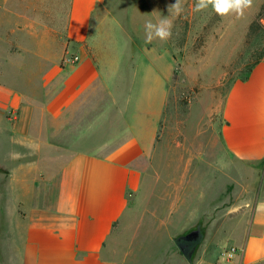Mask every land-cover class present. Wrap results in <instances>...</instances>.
<instances>
[{
  "label": "crops",
  "instance_id": "crops-1",
  "mask_svg": "<svg viewBox=\"0 0 264 264\" xmlns=\"http://www.w3.org/2000/svg\"><path fill=\"white\" fill-rule=\"evenodd\" d=\"M131 1L0 0V264H177L197 156L215 179L264 171V58L228 91L213 146L159 148L171 69L154 44L169 39L146 43ZM175 150L196 163L159 175L155 153ZM241 189L221 210L249 219L231 263L264 264V194Z\"/></svg>",
  "mask_w": 264,
  "mask_h": 264
},
{
  "label": "rangeland",
  "instance_id": "rangeland-1",
  "mask_svg": "<svg viewBox=\"0 0 264 264\" xmlns=\"http://www.w3.org/2000/svg\"><path fill=\"white\" fill-rule=\"evenodd\" d=\"M131 2L134 12L132 17L136 22H145L146 12L149 18L151 10L152 22H157L162 17L170 16L169 7L176 0ZM181 3L184 11L179 17L173 18L172 35L168 43L154 44L155 48H160L159 51L164 56L163 62H169L171 69L167 85L168 97L161 119L157 146L159 148L180 146L198 150L214 145L215 132L219 130L216 124L220 125L221 111L231 86L236 81L244 79L251 67L264 58V39L255 34L247 35L249 24L255 19L264 0H253V7L239 19L232 15L218 16L211 7L195 12L193 9L196 0H181ZM213 122H216L215 126ZM161 152L155 153L154 160L159 175L162 173L161 165L164 161L177 163L183 158L181 161L183 163L191 162L192 165L196 163L194 151L185 155H178L177 150L167 155ZM197 157L202 166L200 171H195L197 167L195 165L187 172L192 182L186 189L192 192L190 194L192 199H187L183 205L182 213L185 216L180 219L178 226L185 232L201 223L205 229L204 238L191 261L178 256L176 263L230 264L236 259L234 258L237 253V248L234 247L236 240L242 237L249 219L236 218L237 213L231 214L233 218H224L221 216L225 213L221 210L231 206L236 208L243 203L246 197L239 195L242 191L241 185L247 186L250 200L248 204L252 205L256 192L264 194V171H253L234 163L237 169L232 172L233 180L225 177L215 179L211 170L204 167L209 163V156ZM218 157V166L226 165L230 168L231 162L227 160L228 156L224 152L220 151ZM232 187L234 196L230 197L226 193H230ZM144 190L143 183L139 210L145 209ZM166 190L167 188L159 182L157 195L161 198L162 191ZM169 190L172 191L173 188ZM196 191H200V194ZM155 204L157 205L158 201ZM171 243L175 244L173 241ZM231 248L235 249V253L228 257L226 252Z\"/></svg>",
  "mask_w": 264,
  "mask_h": 264
},
{
  "label": "clouds",
  "instance_id": "clouds-1",
  "mask_svg": "<svg viewBox=\"0 0 264 264\" xmlns=\"http://www.w3.org/2000/svg\"><path fill=\"white\" fill-rule=\"evenodd\" d=\"M211 7L218 16H235L237 19L243 18L247 10L253 7V0H196L195 12H201ZM184 11L181 0L169 7L170 16L162 17L153 23L151 20L145 21V41L151 43L154 39L167 41L171 38L173 18L179 17ZM171 17V18H170Z\"/></svg>",
  "mask_w": 264,
  "mask_h": 264
},
{
  "label": "water",
  "instance_id": "water-1",
  "mask_svg": "<svg viewBox=\"0 0 264 264\" xmlns=\"http://www.w3.org/2000/svg\"><path fill=\"white\" fill-rule=\"evenodd\" d=\"M204 232L205 229L202 224L198 223L173 239L179 251L187 260L191 261L193 259L198 246L203 241Z\"/></svg>",
  "mask_w": 264,
  "mask_h": 264
},
{
  "label": "trees",
  "instance_id": "trees-1",
  "mask_svg": "<svg viewBox=\"0 0 264 264\" xmlns=\"http://www.w3.org/2000/svg\"><path fill=\"white\" fill-rule=\"evenodd\" d=\"M261 21H264V3L261 5L255 19L249 24L247 35L255 34L264 39V23ZM180 253L182 254V252Z\"/></svg>",
  "mask_w": 264,
  "mask_h": 264
},
{
  "label": "built area",
  "instance_id": "built-area-1",
  "mask_svg": "<svg viewBox=\"0 0 264 264\" xmlns=\"http://www.w3.org/2000/svg\"><path fill=\"white\" fill-rule=\"evenodd\" d=\"M66 61L70 62V63H76L79 61V58H78V56H71V57L67 58ZM234 253H235L234 248H231L230 250H228V252H226L228 257L232 256Z\"/></svg>",
  "mask_w": 264,
  "mask_h": 264
}]
</instances>
